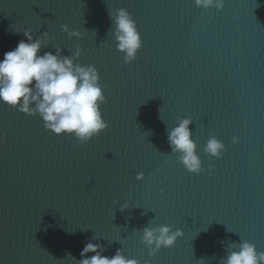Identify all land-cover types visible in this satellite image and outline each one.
Here are the masks:
<instances>
[{"label": "water", "instance_id": "water-1", "mask_svg": "<svg viewBox=\"0 0 264 264\" xmlns=\"http://www.w3.org/2000/svg\"><path fill=\"white\" fill-rule=\"evenodd\" d=\"M121 8L143 40L129 66L109 32ZM25 30L49 33L41 54L83 48L77 63L107 86L109 127L81 145L0 102V264H78L89 241L140 264H220L240 239L264 252V0H225L222 11L195 0H0V60ZM187 117L199 175L168 144ZM212 135L225 144L220 159L203 152ZM162 224L184 235L153 258L142 229Z\"/></svg>", "mask_w": 264, "mask_h": 264}, {"label": "clouds", "instance_id": "clouds-1", "mask_svg": "<svg viewBox=\"0 0 264 264\" xmlns=\"http://www.w3.org/2000/svg\"><path fill=\"white\" fill-rule=\"evenodd\" d=\"M195 4L203 9L222 11L225 8V0H195ZM109 16L112 21L109 32L114 37L116 50L122 54L124 65L129 66L143 49L136 21L123 8L109 12ZM62 27L70 39L82 38L80 31H72L67 25ZM91 32L96 33L95 30ZM23 35L26 41H19L0 60V102L20 113L38 115L45 129L57 136H72L81 145L88 144L109 127L101 110L107 102L104 94L107 86L101 83L99 71L94 65L77 63L83 55L80 46L68 56L63 55L60 48H56L55 54H41L42 49L50 46L49 33L44 32L39 39L34 38L30 30L23 31ZM192 124L190 117L178 120L175 127L167 129V137L171 155L176 156L188 172L199 175L205 172V168L198 154L200 146L193 138ZM232 143L238 144L239 137H233ZM225 150V144L215 135L203 146V152L215 159L222 158ZM207 171H215L211 159ZM144 178L143 173L136 176L137 180ZM128 208L127 202L120 205L122 212ZM142 231L141 242L153 258L163 249L173 248L184 235L182 230H174L168 224L145 226ZM96 239L93 237V240ZM106 250L102 245L89 241L81 251L78 264H140V261L126 257L122 248L111 257L104 255ZM225 252L226 256L220 264H264V252L258 251L254 244L246 240L227 242ZM90 253L94 255L89 256Z\"/></svg>", "mask_w": 264, "mask_h": 264}, {"label": "snow or ice", "instance_id": "snow-or-ice-1", "mask_svg": "<svg viewBox=\"0 0 264 264\" xmlns=\"http://www.w3.org/2000/svg\"><path fill=\"white\" fill-rule=\"evenodd\" d=\"M134 18V17H133Z\"/></svg>", "mask_w": 264, "mask_h": 264}]
</instances>
